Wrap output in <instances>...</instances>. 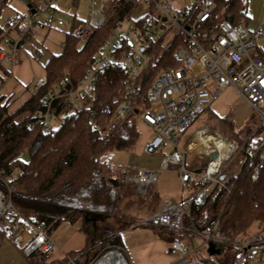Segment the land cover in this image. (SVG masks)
Wrapping results in <instances>:
<instances>
[{
  "label": "built area",
  "instance_id": "built-area-1",
  "mask_svg": "<svg viewBox=\"0 0 264 264\" xmlns=\"http://www.w3.org/2000/svg\"><path fill=\"white\" fill-rule=\"evenodd\" d=\"M121 1L101 0V7L96 11L93 6L97 0H90L89 14L76 29L75 35L79 41L83 44L89 42L96 28L106 19L108 4ZM177 1L183 0H133V11L116 21L111 32L100 43L92 64L85 69L82 78L74 83L66 74L60 83L47 88L44 97L46 108L37 111L35 116L42 120L45 131H50L56 118L52 108L58 99L64 100L70 112L81 110L88 99L97 94L102 73L112 67L124 72L126 78L120 88L122 99L118 100L115 118L120 119L131 111L151 128L152 136L144 146L148 154L160 150L167 140L171 141L174 148L163 155L160 167L178 164L182 184L191 190L179 200L165 203L138 224L167 229L187 237L199 236L206 247L209 241H214L221 249L233 248L234 264H264L262 233L256 231L236 235L232 230L223 231L218 221L210 228L201 230L191 215L192 208L204 205L218 185L227 187L222 178L225 166L243 148L252 163L257 155L264 157V136L258 146L253 147L224 136L215 127L196 129L186 149L208 156L202 169L186 165L176 138L225 89L231 87L246 98L255 111L254 131L264 126V47L259 44L264 37V17L251 28L246 23H234L217 14L215 0H190L185 6H174ZM34 10L38 17L47 15V24L53 21L59 25L64 23L62 19L55 18V0H39ZM36 21L38 19L25 18L16 29L15 20H6L8 28L0 41V60L10 68L16 65L18 48L29 44L30 38L37 33L33 28ZM125 21L128 26H124ZM13 29L18 31L17 37L11 36ZM168 56L178 64L163 67L153 78L145 100L140 102L143 79L158 60ZM46 85L47 76H39L34 90ZM91 113L94 115L95 111L91 110ZM34 123H29V127L32 128ZM213 153L216 155L213 156ZM262 162L255 163V172L263 166ZM156 169L143 166L124 168L123 180L135 185L136 196L147 197L158 180ZM9 209H13L14 213H8ZM3 215H7V220L18 230L17 233L24 229L23 220L36 229V233L22 246L25 255L43 249L46 257L52 256L56 241L46 231L45 223L36 225L29 222L14 208L10 195L0 190V218ZM16 242L21 244L22 238L18 237ZM188 245L181 239L173 241V246L180 250V259L175 264H183L185 256L192 253ZM111 251L120 252L125 264H130L120 247L109 249L88 264H96ZM75 258H70V262L75 264Z\"/></svg>",
  "mask_w": 264,
  "mask_h": 264
},
{
  "label": "trees",
  "instance_id": "trees-1",
  "mask_svg": "<svg viewBox=\"0 0 264 264\" xmlns=\"http://www.w3.org/2000/svg\"><path fill=\"white\" fill-rule=\"evenodd\" d=\"M11 1L0 0V13ZM38 1L29 0L31 13ZM215 1L216 13L221 17L234 23H248L243 10L244 0ZM134 7L133 0L110 2L106 19L96 28L92 39L84 44L75 35L84 19L74 16L71 28L66 31L63 50L53 53L43 65L48 85L32 90L30 97L14 110L0 102V190L10 195L14 208L29 222L36 225L44 222L47 232L56 230L64 222L74 224L80 221L79 230L86 235L88 249L75 258V264L84 256L83 264H87L89 259L105 250L121 248L122 231L141 219L121 215L122 201L131 193L123 180V168L100 160V155L108 150H130L140 135L137 116L133 112L115 118L126 74L114 67L107 69L101 74L97 94L89 98L81 110L70 112L64 100L58 99L52 111L60 119V124L50 131H45L42 120L35 113L46 108L47 88L60 83L66 74L74 83L82 78L102 40L116 21L130 15ZM12 20H15L14 27L19 29L22 18L13 17ZM5 33L6 28L0 25V41ZM167 64L178 63L168 56L158 60L149 70L142 81L140 102L145 100L153 78ZM0 81L2 84V79ZM91 110L95 111L94 115ZM224 119L229 120V117ZM34 121L30 128L29 123ZM253 126L246 128L247 138L241 136V130H234L233 138L246 139L245 145L257 147L264 136V126L255 131ZM250 131L254 132L248 136ZM25 152L29 154L27 160L21 157ZM238 155L235 160L238 168L225 171L227 187L218 185L204 205L192 208L191 215L197 228L206 230L218 221L225 232L232 230L236 235H247L264 222V157L257 155L252 163L245 148ZM261 160L263 166L255 172V163ZM8 213H14V210L9 209ZM26 223L23 220L24 226ZM158 230L167 243L185 237L167 229ZM11 231L12 235L18 232L7 220V215H3L0 218V245ZM96 244L99 245L95 247ZM20 248L22 250V246ZM95 248L98 249L93 250ZM26 256L28 264L65 262L50 260L43 249ZM198 264L234 263L233 259L221 263L206 256L201 257Z\"/></svg>",
  "mask_w": 264,
  "mask_h": 264
},
{
  "label": "rangeland",
  "instance_id": "rangeland-1",
  "mask_svg": "<svg viewBox=\"0 0 264 264\" xmlns=\"http://www.w3.org/2000/svg\"><path fill=\"white\" fill-rule=\"evenodd\" d=\"M89 2L90 0H55V18L62 19L64 21L62 25H59L57 24V22L54 21L47 24L45 23L47 15H41L38 17V13H31L28 8L29 0H12L9 5L3 7L0 13V25L4 26L5 28H8L6 23V20L8 18L12 19L13 17H16V19L22 18V20L25 18H33V20L38 19V21L33 24V28L37 33H35L30 38V43L21 45L20 48H18L17 50L16 65L21 67L18 68L19 72L17 74H11V68L3 62L0 63V80L2 79V84L0 81V96H3L0 99L1 103L5 104L6 107H8L9 109L14 110L13 103L21 95L17 94L19 92L18 87L22 84H29L30 89L33 87L37 76L36 71L39 69V66L45 65V63L53 53H60L63 50L66 43V31L71 28L74 21V16H77L78 18H83L89 14ZM190 2V0L177 1L174 2V6H185ZM100 7L101 0H97V3L93 6V8L98 11ZM124 23V26H128L127 21H125ZM10 34L13 37H17L18 31L13 29ZM259 44L264 47V37L260 39ZM23 68L25 70V74L27 75L21 74L22 71H24ZM34 73L35 78H32L30 81H21V79H23L24 77H28ZM20 98H22V96ZM210 107L211 109L208 108L203 111L189 125L185 132L178 133L176 135L179 146L183 147L186 142L192 139L194 131L198 127L204 126L206 124H209L211 128H217L221 131L224 136H227L229 138L235 137L234 131L229 130L228 125L222 122V120H220L219 118H215V116H234L235 121H238L239 117L241 116H246L243 121H247V119L249 118L250 120L248 119V125H255V111L243 102L239 94H237L231 89H225L223 91V94L218 97L217 102L210 105ZM59 124L60 119L58 118H55L52 121V125L54 127L58 126ZM240 130L241 136L247 138L246 128ZM252 133L250 131V133L247 134H249L248 136H250ZM151 136L152 134L149 131H146L142 128V130H140L139 138L130 150L111 149L102 153L100 155V160L111 166L123 169L124 167L134 169L138 167L137 165L146 164L148 162L159 163L161 157L164 154H169L171 152V150L174 148V144L171 141L167 140L160 150L155 153L148 154L144 151L143 147L145 142L148 141ZM245 141L246 139L243 141L239 140L241 144H243ZM238 156L239 155L235 156L233 159H230L227 162L225 166V171L232 170L235 167L238 168V166H236L235 164V160ZM21 157L23 160H27L29 157L28 152L23 153ZM186 157L189 166L197 167V165H199L200 162L194 157L192 152L187 153ZM156 172L158 180L150 189V194H159L158 205H162L164 203L163 200L167 196H172L177 199L178 197L184 194H189L191 192L190 188L183 186L177 167H159L156 169ZM126 184L128 185V189L131 191V193H129L127 197L133 196L136 203H127L128 199L127 197H125L121 204V215L123 214L122 216L126 218L131 216L134 218H141L137 223L133 225V227H136L137 229L141 230L137 232L140 233L139 237H142L143 240L144 238L153 239L154 237L163 239L157 227H153L151 225L138 224L142 220V218H145L149 215V212H146L145 214H138L136 210H141V208L143 207L147 208V206L150 207V202L148 201L149 198L147 200L146 197L136 196L135 189L133 188L132 184ZM143 202L147 203L145 204ZM146 211L148 210L146 209ZM79 225L81 226L80 221L74 224L64 222L56 230L48 232L51 237L56 241L55 251L52 256H50V260H52L53 258L61 259V261H65L63 264H73L70 262V258H75L81 255V253L84 252L86 249H88V246L86 244V235L82 230H79ZM126 230L127 229H125V231ZM256 231H259L264 235V222L261 226L253 228V232ZM35 233L36 229L32 224L29 223H26L24 229H22L20 233L12 235V231L8 232L3 243L0 245V264H28L27 256L22 252L20 247L23 246V244H25L29 240V238ZM128 236V232L124 233L122 231V240H126ZM18 237L22 238L21 244H18L16 242V239ZM181 241L185 245H188L189 243L188 246H190V250L192 251V253L187 254L185 256V262L183 264H198V261L201 259V257L206 256H212V258L217 259L221 263H227L228 261L233 259V248L224 247L219 253L213 255L208 254L207 247H201L203 240L199 236H185L181 238ZM98 245L99 244H96L95 247H97ZM121 248L126 259L128 260L127 251L123 246ZM97 249L98 248H95L93 250ZM107 251L108 250H105L99 256H94L93 258L89 259L87 264L98 259ZM166 253L167 255L174 256L175 261H178L180 259V250L175 248L173 246V243H166ZM84 261L85 256L80 258L79 261L76 260L77 264H83Z\"/></svg>",
  "mask_w": 264,
  "mask_h": 264
},
{
  "label": "crops",
  "instance_id": "crops-1",
  "mask_svg": "<svg viewBox=\"0 0 264 264\" xmlns=\"http://www.w3.org/2000/svg\"><path fill=\"white\" fill-rule=\"evenodd\" d=\"M243 10L246 13V15L248 16V23H246V24L249 27L253 28L264 17V0H244ZM86 17H83V19H85ZM18 68H21V67H19L18 65H15L14 68H11V71H10L11 74H14V73L17 74L19 72ZM23 70H24V68H23ZM36 72H37L36 73L37 76H36V79H35V83H36V81H37L39 76L46 75V71H45L43 66H39V69ZM21 74H25V70L22 71ZM25 75H27V74H25ZM32 78H35V73L31 74L28 77H24L23 79H21V81H24V80H29L30 81ZM29 86H30L29 84H22L21 86L18 87L19 92L17 94H19V95L21 94V95L18 97V99L16 101H14V103H13L14 109L18 108L25 100H27L30 97L31 91L34 90L35 84L33 85V87L31 89H30ZM228 89H231V90L235 91L237 94H239V96L241 97L243 102L250 107V105H249L248 101L246 100V98H244L240 93H238L235 88L231 87V88H228ZM228 89H226V90H228ZM21 96H22V98H20ZM217 99H218V97L212 102V104L216 103ZM208 108L211 109L210 106ZM208 108H206V109H208ZM227 117H229V120L224 119V118H227ZM245 117L246 116H241V117H239L238 121H235L234 116H224V115L223 116H215V118H217V119L219 118L220 120H222V122L226 123L228 125V129L231 130V131H234V130L238 131L240 129L252 126V124L248 125V119L249 118L247 119V121H243ZM244 124H247V125H244ZM137 125H138L139 130H142V128H143V129H145L146 131H149L152 134L151 128H149V126H147L143 121L137 119ZM245 126H247V127H245ZM200 127H210L211 128V126H209V124H206V125L200 126ZM200 127H198V128H200ZM192 137H193V135H192ZM146 142H145V144H146ZM188 143H189V141L186 142L183 145V147L180 146V148L182 149L183 156L185 158L186 165L189 168L202 169L204 167V165L206 164L207 160H208V156L192 152L194 157L200 163L198 162L199 165H197V167L189 166L188 163H187L186 154L191 152V151H188L186 149V146H187ZM145 144H144V146H145ZM143 149H144V147H143ZM162 157H161V159H162ZM161 159H160V161H161ZM137 166L138 167L139 166H143V167H150V168H159L160 167V162L159 163L148 162L146 164H141V165H137ZM173 167H177L178 168V172H179V165L178 164L171 163L168 168H173ZM179 176H180V173H179ZM132 186H133L134 189H136L135 185L132 184ZM134 189H133V191H134ZM186 195H188V194H184V195L178 197L177 199L172 197V196H167L163 200L164 203L162 205H164L165 203H167L169 201L175 202V201L179 200L180 198H182V197H184ZM131 197H133V196H131ZM131 197H127V199H128L127 203L135 202L134 197L133 198H131ZM146 198H147V200L149 198L148 201L150 202V207H148V206H147V208L143 207V208H141V210L137 209L136 211L138 212V214H140V213L145 214L146 212H149V214H151L155 210L159 209L162 206V205H158V202H159L158 201V199H159V194L158 193L157 194H149V196L146 197ZM143 203L146 204L147 202H143ZM146 209L148 211H146ZM126 229L127 230L125 231V229H124L123 232L124 233L128 232L129 236L127 238L128 240L127 239L123 240V247L127 251L128 260H129L130 264H175V262H176L175 261V257L171 256V255H167V253H166V243L167 242H166V240L164 238H163L164 240L160 239V238H155V237L153 239L144 238V240H143L142 237H139L140 233L137 232V231H141L140 229H137L136 227H133V225L130 226V227H127ZM201 247L202 248H206V245L202 243Z\"/></svg>",
  "mask_w": 264,
  "mask_h": 264
},
{
  "label": "bare ground",
  "instance_id": "bare-ground-1",
  "mask_svg": "<svg viewBox=\"0 0 264 264\" xmlns=\"http://www.w3.org/2000/svg\"><path fill=\"white\" fill-rule=\"evenodd\" d=\"M96 264H125V260L118 251L108 252L103 258L98 260Z\"/></svg>",
  "mask_w": 264,
  "mask_h": 264
},
{
  "label": "water",
  "instance_id": "water-1",
  "mask_svg": "<svg viewBox=\"0 0 264 264\" xmlns=\"http://www.w3.org/2000/svg\"><path fill=\"white\" fill-rule=\"evenodd\" d=\"M32 12H35V10L33 9ZM216 153H213V156H215ZM225 177V174H223L222 178ZM207 252L210 255L216 254L221 252V247L220 246H216V243L214 241H209L208 245H207Z\"/></svg>",
  "mask_w": 264,
  "mask_h": 264
}]
</instances>
